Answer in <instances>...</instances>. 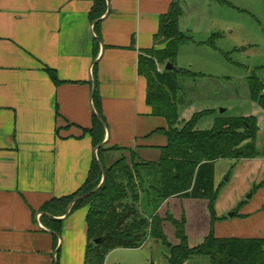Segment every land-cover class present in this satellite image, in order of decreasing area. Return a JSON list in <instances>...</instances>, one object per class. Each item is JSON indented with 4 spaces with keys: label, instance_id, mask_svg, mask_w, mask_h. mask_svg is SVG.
<instances>
[{
    "label": "crops",
    "instance_id": "0c3cea01",
    "mask_svg": "<svg viewBox=\"0 0 264 264\" xmlns=\"http://www.w3.org/2000/svg\"><path fill=\"white\" fill-rule=\"evenodd\" d=\"M172 2L106 0L104 14L93 19L94 0H0V264H56L57 258L59 264H85L89 207L56 216L59 236L41 208L78 191L89 175L97 152L85 129L92 126L96 89L107 123L105 146L159 159L167 137L158 130L167 122L152 114L138 63L143 51L157 46L161 16ZM118 155L107 151L106 164ZM220 166L232 172L240 197L264 183V158L217 160L216 186ZM221 194L219 218L238 206L235 195L221 204ZM225 222H216L215 234ZM250 231L236 237L264 236Z\"/></svg>",
    "mask_w": 264,
    "mask_h": 264
},
{
    "label": "trees",
    "instance_id": "16d2710c",
    "mask_svg": "<svg viewBox=\"0 0 264 264\" xmlns=\"http://www.w3.org/2000/svg\"><path fill=\"white\" fill-rule=\"evenodd\" d=\"M179 1L173 0L169 12L161 16L155 44L183 36L179 28L182 13ZM106 8V0H94L91 17H100ZM184 41L168 44L164 49L143 51L139 56L138 71L147 80V103L153 115L163 117L167 122L166 128L158 130L167 137L159 159L145 161L135 149L103 144L107 123L96 89L92 126L85 129L91 135L97 152L89 175L78 191L55 197L41 208L44 222L59 236L62 220L56 216L67 215L70 207L69 214L89 207L85 264H105L106 256L112 250L141 248L149 239L166 243L167 236L163 229L166 220L175 225L176 236L180 240L178 245L170 246L166 264H185L190 258L200 255L209 257L211 264H264V236L243 238L219 237L215 234L216 222L226 219L219 218L216 211L222 184L215 185V162L219 159L241 160L261 156L257 149V117H227L221 113L212 128L206 130H200L197 124L204 116L213 114L212 110L196 113L188 121L180 120L178 77L192 73L180 68L167 70L166 65L160 68L154 57L160 63L176 62L179 45ZM46 69L56 83L61 82L53 69ZM249 88L252 99L264 109V85L251 81ZM107 151H126L129 156L122 154L107 165ZM91 191L94 192L88 194ZM143 196L147 200H143ZM171 197L207 200L212 219L211 230L201 244L190 246L184 218L175 219L171 212L166 213L165 217L160 215V207ZM235 213L237 216L238 211ZM98 238L101 240L97 243ZM56 264H59V258Z\"/></svg>",
    "mask_w": 264,
    "mask_h": 264
},
{
    "label": "rangeland",
    "instance_id": "374dc122",
    "mask_svg": "<svg viewBox=\"0 0 264 264\" xmlns=\"http://www.w3.org/2000/svg\"><path fill=\"white\" fill-rule=\"evenodd\" d=\"M179 6L182 11L179 28L183 36L168 38L154 48L164 49L168 44L185 40L179 45L176 62L160 63L154 59L160 68L170 62L174 68L192 73L178 77L180 120L188 121L196 113L212 110L213 114L204 116L197 124L200 130H206L212 128L222 109L227 117L254 115L258 122L257 149L264 158V109L252 99L249 88L251 81L264 85V0H180ZM218 170L220 192L224 196L221 204L231 203L235 195L238 206L236 210L225 209L224 221L227 222L218 228L216 235L246 236L244 231L250 229L249 234L253 236L262 234L264 190L252 189L240 197L237 195L239 184L233 181L232 172L223 173L221 166ZM143 200H147L146 196ZM166 203L165 213L159 212L160 215L165 217L171 212L175 219L184 218L190 246L201 244L211 230L207 200L171 197ZM235 211L238 215L231 216ZM248 216L250 220L243 221ZM163 229L166 243L149 239L141 248H117L106 256L105 263L166 264L170 246L178 245L180 240L172 221H164ZM185 264L211 263L209 257L200 255Z\"/></svg>",
    "mask_w": 264,
    "mask_h": 264
},
{
    "label": "water",
    "instance_id": "95a60500",
    "mask_svg": "<svg viewBox=\"0 0 264 264\" xmlns=\"http://www.w3.org/2000/svg\"><path fill=\"white\" fill-rule=\"evenodd\" d=\"M173 68H174V66H173L172 63H170V62L167 63V65H166V69H167V70H172ZM224 111H225V110L222 109L221 112L223 113ZM103 144H104V143H103ZM100 165H101V167H102V169H103V172H104L105 169H104L103 165H102V164H100ZM98 188H99V187H98ZM98 188H97V189H98ZM97 189H95V190H97ZM95 190H94V191H95ZM94 191H91V192L88 193V194H91V193H93ZM88 194H86V195H88ZM86 195H85V196H86ZM70 208H71V207H70ZM70 208H69V210H68V213H69V211H70ZM234 215H235V212H234V213H231V216H234ZM100 240H101V238H98V239H96V242L98 243V242H100ZM170 245H171V243L169 242V243H168V246H170Z\"/></svg>",
    "mask_w": 264,
    "mask_h": 264
}]
</instances>
